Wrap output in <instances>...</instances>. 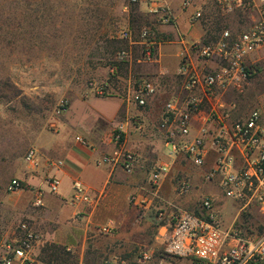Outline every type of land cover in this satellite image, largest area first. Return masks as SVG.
<instances>
[{"label":"rangeland","instance_id":"obj_1","mask_svg":"<svg viewBox=\"0 0 264 264\" xmlns=\"http://www.w3.org/2000/svg\"><path fill=\"white\" fill-rule=\"evenodd\" d=\"M181 1H174L175 6ZM194 1L204 13L198 24L201 29L194 27V32L211 31V40L223 30L242 33L264 19L262 0H252L251 9L235 13L222 12L215 0ZM147 10V4L133 5L130 0H0V234H9L21 223H30L41 237L32 256L33 264H79L78 249L69 252L51 244L47 239L49 225L41 220L42 209L33 206V191L26 186L9 193L8 185L29 170L24 157L30 149H36L42 160L52 145L58 149L62 141L74 140L76 136L84 138L81 133L87 127L107 129V122L113 121L121 103L127 102L131 85L139 79L135 76L137 64L131 62L143 61L144 48L134 43L140 41L138 36L147 21L160 39L167 42L174 38L167 30L170 26L153 23ZM192 11L187 10L179 22L187 39L192 38L188 24ZM125 29L133 32L132 43L121 38ZM179 48L169 45L168 54L174 55ZM123 52L130 55L128 60H120ZM254 68L255 74L245 92L229 95L228 103L236 105L234 117H245L256 108L264 110L263 62H257ZM97 85L106 88L105 95L99 94ZM173 88L175 92L177 85ZM169 98L164 96L162 104ZM63 105L66 111L61 113ZM149 130L159 145L156 160L149 161L140 172L143 188L148 191L155 166L160 161H171L170 149L165 147L157 123ZM174 171L172 184L177 185V180L185 176L192 183L191 192L180 200L183 210L195 213L204 195L221 197L218 188L203 182L202 170L181 162ZM217 212L219 225L231 228L237 215L231 203L222 200ZM250 218L251 221H243L245 228H255L264 221V216L257 212ZM67 230L70 231H62V241L74 242V233L68 234ZM161 252L151 264H158ZM139 253L118 256L127 264H142ZM88 257L93 262V257ZM109 259L105 256L103 264ZM171 259L174 258L165 259L163 264H174Z\"/></svg>","mask_w":264,"mask_h":264},{"label":"built area","instance_id":"obj_2","mask_svg":"<svg viewBox=\"0 0 264 264\" xmlns=\"http://www.w3.org/2000/svg\"><path fill=\"white\" fill-rule=\"evenodd\" d=\"M131 4L145 3L147 14L159 26H172L176 17L170 2L173 0H130ZM264 2V0H262ZM217 7L225 13L251 9L252 0H215ZM181 7L187 11L191 25L200 24L204 18L201 8L194 0H183ZM264 15V10H261ZM121 38L133 42L134 34L125 29ZM145 47L143 62L152 63L157 57L163 39L159 38L153 25L146 26L138 36ZM178 76L182 81L179 92L164 104L159 124L164 145L170 149V162L160 161L151 173L150 190L141 189L133 195V204H146L149 197L160 195L163 180L173 168L185 162L202 170L204 183L218 188L221 197L204 195L199 200V214L180 210L171 219L172 231L162 258L187 259L194 264H261L264 263V221L255 228H245L243 221H251L255 212L264 216V110L256 108L245 117H234L235 104L228 103L232 93L243 94L255 74V64L263 62L264 68V19L257 21L249 30L234 34L223 30L219 36L206 42L204 39H180ZM129 54L119 57L125 61ZM258 60L253 61V57ZM141 61V60H140ZM167 75V72H162ZM100 95L106 88L96 86ZM158 88L153 81L139 78L128 90L127 102L138 108H146L156 97ZM66 108L60 110L65 112ZM127 124H119L113 131V150L99 160V166L121 168L125 174L134 175L140 162L135 153L125 145ZM76 142L85 148L91 145L77 136ZM24 163L30 170L42 165L39 152L32 148ZM54 167H63V161L49 162ZM20 179H13L7 191L15 193L25 186ZM25 184V183H24ZM176 192L185 196L192 190L188 176L176 183ZM52 195H59L61 180L52 177L48 181ZM73 193L68 200L71 206L92 205L94 198L83 182L74 180ZM146 192V193H144ZM149 196V197H148ZM44 193L34 192L33 206H44ZM231 203L236 209L235 222L229 229L218 223V203ZM241 222V225H236ZM116 225L110 222L99 229V233L112 236ZM41 237L30 223H21L17 230L0 234V264H33V253ZM139 262L151 264L156 254L147 249L139 251ZM105 264H127L120 257H112Z\"/></svg>","mask_w":264,"mask_h":264},{"label":"crops","instance_id":"obj_3","mask_svg":"<svg viewBox=\"0 0 264 264\" xmlns=\"http://www.w3.org/2000/svg\"><path fill=\"white\" fill-rule=\"evenodd\" d=\"M174 1L176 0L171 1L170 4L176 23L167 28L173 33L174 38L168 39L167 42L163 41L154 62L146 63L140 60L131 62L137 64L138 71L135 76L150 79L158 88L157 96L150 100L149 105L146 108H138L134 104L122 102L121 108L114 114L113 121L109 122L111 126L107 122V129L87 127L82 133L80 132L91 145L90 148L78 144L77 136L74 140L67 139L57 146L58 149L54 145L48 148L44 157L46 159L42 158L40 169H29L14 178L23 181L33 193L37 190L44 193V206L40 209H42L41 220L50 228V231H47V239L51 244L64 247L69 252L78 249L79 264H103L102 259L105 256H110L111 259L119 257L118 255L138 253L142 249L158 254L165 249L170 237L172 217L183 210L180 206L183 196L177 194L176 185L172 184L175 179L172 177L174 168L163 180L159 196H148L149 201L143 205L131 202L133 195L139 194L143 188L141 169L149 165V161L156 160L159 141L153 138L149 127L154 123H157V127L160 124L164 109L162 98L171 97L179 92L182 86L177 74L180 64L179 50L174 55L168 54L167 50L169 45L180 46V39H187L186 31L182 32L179 27L180 19L184 17L186 11L181 7L182 1L178 6H175L177 2ZM188 24L192 27L190 31L192 38L187 40L203 39L206 31L199 30L198 34L195 33L194 27L201 29L200 25H191L189 16ZM143 48L145 53V47ZM164 71L167 72L165 76L162 75ZM175 85L177 89L174 92ZM122 123L127 124L125 145L140 161L134 175L125 174L121 168L113 169L98 165L99 160L113 150L111 137L115 128ZM51 161H63L64 166L52 167L49 165ZM52 177L60 179L62 183L60 193L56 196L49 190L48 181ZM76 179L81 180L91 195L97 198L95 204L78 206L68 204L73 193L72 185ZM110 222L116 225L115 234L101 235L99 229ZM65 229L70 230L66 231L68 234L74 233V242L62 241V231L64 232ZM90 255L93 257L91 258L93 262L88 257ZM171 261L174 264H194L187 259H171Z\"/></svg>","mask_w":264,"mask_h":264},{"label":"trees","instance_id":"obj_4","mask_svg":"<svg viewBox=\"0 0 264 264\" xmlns=\"http://www.w3.org/2000/svg\"><path fill=\"white\" fill-rule=\"evenodd\" d=\"M145 25H146V26H151L152 24H151V23L148 24V21H147V23H146ZM210 34H211V31H206V36H205V39H204L206 42H208V41L211 40V39L208 38V36H210ZM23 185L26 187V184L23 183ZM195 214L200 215V214H199V210H197V211L195 212ZM261 264H264V263H261Z\"/></svg>","mask_w":264,"mask_h":264}]
</instances>
